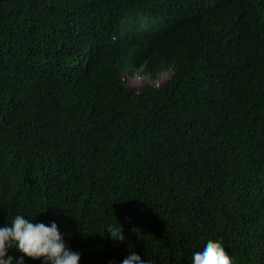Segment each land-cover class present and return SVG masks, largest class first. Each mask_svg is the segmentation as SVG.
<instances>
[{"label":"trees","instance_id":"trees-1","mask_svg":"<svg viewBox=\"0 0 264 264\" xmlns=\"http://www.w3.org/2000/svg\"><path fill=\"white\" fill-rule=\"evenodd\" d=\"M16 214L79 264L129 242L190 264L207 238L264 264V0H0V226Z\"/></svg>","mask_w":264,"mask_h":264},{"label":"clouds","instance_id":"clouds-1","mask_svg":"<svg viewBox=\"0 0 264 264\" xmlns=\"http://www.w3.org/2000/svg\"><path fill=\"white\" fill-rule=\"evenodd\" d=\"M105 230L113 241L127 239L119 221L117 225L106 226L103 232ZM133 231L136 232L137 239L143 238L140 230ZM131 247L129 242V252L118 264H150L149 259H141L139 254L131 251ZM12 248L22 255L14 258L9 254ZM25 256L32 259L42 258L46 264H79L81 258L78 251L66 245L64 233L59 230L54 220L45 224L16 214L10 223L0 226V264H23ZM190 264H232V260L221 241L207 238L190 249Z\"/></svg>","mask_w":264,"mask_h":264},{"label":"rangeland","instance_id":"rangeland-1","mask_svg":"<svg viewBox=\"0 0 264 264\" xmlns=\"http://www.w3.org/2000/svg\"><path fill=\"white\" fill-rule=\"evenodd\" d=\"M169 76L168 71L161 72L156 79L150 80L147 76L144 75H134L132 77L125 74V81L128 86L134 89H139L143 86L145 82H151L153 85L161 86L163 85L165 79Z\"/></svg>","mask_w":264,"mask_h":264}]
</instances>
